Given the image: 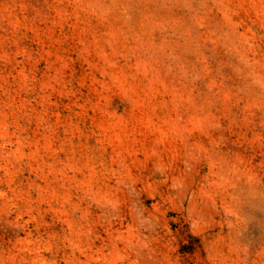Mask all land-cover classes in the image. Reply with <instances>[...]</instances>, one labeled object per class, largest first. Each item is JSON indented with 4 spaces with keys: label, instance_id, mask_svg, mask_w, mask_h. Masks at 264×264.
I'll list each match as a JSON object with an SVG mask.
<instances>
[{
    "label": "rangeland",
    "instance_id": "rangeland-1",
    "mask_svg": "<svg viewBox=\"0 0 264 264\" xmlns=\"http://www.w3.org/2000/svg\"><path fill=\"white\" fill-rule=\"evenodd\" d=\"M0 264H264V0H0Z\"/></svg>",
    "mask_w": 264,
    "mask_h": 264
}]
</instances>
